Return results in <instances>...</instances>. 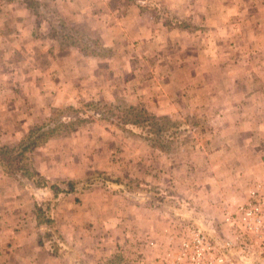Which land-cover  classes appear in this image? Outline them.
<instances>
[{"label":"rangeland","instance_id":"374dc122","mask_svg":"<svg viewBox=\"0 0 264 264\" xmlns=\"http://www.w3.org/2000/svg\"><path fill=\"white\" fill-rule=\"evenodd\" d=\"M0 51V147L83 119L30 175L0 174L5 226L58 241L66 212L82 241L109 239L95 264H174L189 228L220 245L262 190L264 149L244 145L264 141V0H2Z\"/></svg>","mask_w":264,"mask_h":264},{"label":"crops","instance_id":"0c3cea01","mask_svg":"<svg viewBox=\"0 0 264 264\" xmlns=\"http://www.w3.org/2000/svg\"><path fill=\"white\" fill-rule=\"evenodd\" d=\"M0 58L1 60L4 59V53L1 51ZM244 146V149H249L250 151L264 149V141H255ZM31 219L33 221L32 224L24 225L22 223L17 228L9 225L5 226L2 219H0V264H95L101 260L96 255L95 257L92 256L93 250L96 253L99 246L103 248L104 245L106 247L107 244L109 245V239H100V243L99 239L93 237L82 241L80 236H83L81 231L85 226L80 225L78 227L77 223H72V217L69 219L66 212L63 213L62 226L65 229L74 231V237L60 238L58 241L40 239V226L39 224L35 225L36 221L33 218ZM108 221L106 222V230L114 232L115 227L109 226ZM95 227L87 226V229L92 230ZM106 236L108 237L109 233ZM102 261H106V264H113L110 257L104 258Z\"/></svg>","mask_w":264,"mask_h":264},{"label":"built area","instance_id":"2783aa9c","mask_svg":"<svg viewBox=\"0 0 264 264\" xmlns=\"http://www.w3.org/2000/svg\"><path fill=\"white\" fill-rule=\"evenodd\" d=\"M249 198L238 211L223 218L233 233L220 245L189 228L190 236L180 243L174 264H264V184L261 191L252 190Z\"/></svg>","mask_w":264,"mask_h":264},{"label":"trees","instance_id":"16d2710c","mask_svg":"<svg viewBox=\"0 0 264 264\" xmlns=\"http://www.w3.org/2000/svg\"><path fill=\"white\" fill-rule=\"evenodd\" d=\"M26 1L29 2L31 0ZM139 115L140 114H137L136 109L134 107L128 106L124 109L123 112L121 111L118 116V119H121V122H124L126 124L139 126L143 123L142 120H136ZM51 121H53L52 125H50ZM81 122H83V119L81 118H75V120H69L66 122L55 121L51 119L40 126H36L35 128L30 129L27 135L14 146L0 147V174L6 175L7 178H12V176L17 173H23L25 175L27 174V176L30 175L29 170H25L23 168V166L25 167V165H23V161L29 158L28 154L39 145H42L51 138L57 137L63 130L70 131L75 124ZM12 164V168H14L12 170L13 175H11L10 171L6 170L8 167H11ZM103 180H108V178L104 177Z\"/></svg>","mask_w":264,"mask_h":264}]
</instances>
